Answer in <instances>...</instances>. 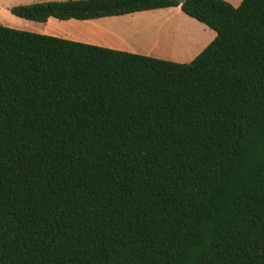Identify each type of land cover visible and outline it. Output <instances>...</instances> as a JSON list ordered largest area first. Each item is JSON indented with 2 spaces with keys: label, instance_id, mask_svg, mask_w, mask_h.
<instances>
[{
  "label": "trees",
  "instance_id": "trees-1",
  "mask_svg": "<svg viewBox=\"0 0 264 264\" xmlns=\"http://www.w3.org/2000/svg\"><path fill=\"white\" fill-rule=\"evenodd\" d=\"M189 63L0 25V264H264V0H66L17 18L178 7Z\"/></svg>",
  "mask_w": 264,
  "mask_h": 264
},
{
  "label": "rangeland",
  "instance_id": "rangeland-1",
  "mask_svg": "<svg viewBox=\"0 0 264 264\" xmlns=\"http://www.w3.org/2000/svg\"><path fill=\"white\" fill-rule=\"evenodd\" d=\"M48 1L66 0H0V25L19 31L52 36L70 40L73 42L89 44L118 51L134 53L137 52L136 50H134V46L139 50H141L140 48H145V41L139 39V37H128L126 39L120 37L123 35L122 32H125L124 29L127 26L138 24L137 20H128L126 18H123L122 16L101 18L91 21H59L50 18L45 23H38L17 18L9 12V9L14 6L43 3ZM224 1H226L233 7H237L242 0ZM177 19L179 18L177 17L175 19L173 17L172 21L176 23ZM177 25L179 27L184 26V24H182L178 20ZM184 27L188 29V32H190L195 38L201 40L200 34L197 30H194V28H190L188 26ZM205 29L207 31H212L208 27H206ZM169 31L170 32L168 38H172V30ZM183 41L186 42V39ZM180 42L181 38L176 37V39L173 41V45H176Z\"/></svg>",
  "mask_w": 264,
  "mask_h": 264
},
{
  "label": "crops",
  "instance_id": "crops-1",
  "mask_svg": "<svg viewBox=\"0 0 264 264\" xmlns=\"http://www.w3.org/2000/svg\"><path fill=\"white\" fill-rule=\"evenodd\" d=\"M122 17L128 20H137L138 24L127 26L120 37L124 39L139 37L145 41V48L139 50L134 46V50L137 52H129L132 54L175 63H189L215 38L214 31H207L205 25L183 15L179 6L137 12ZM173 17L175 19L178 17L177 20L184 26L197 30L201 40L195 38L184 26L179 27L177 20L174 23ZM169 30H172V38H168ZM176 37L181 38V42L173 45ZM184 38L186 42L183 41Z\"/></svg>",
  "mask_w": 264,
  "mask_h": 264
},
{
  "label": "water",
  "instance_id": "water-1",
  "mask_svg": "<svg viewBox=\"0 0 264 264\" xmlns=\"http://www.w3.org/2000/svg\"><path fill=\"white\" fill-rule=\"evenodd\" d=\"M168 1H175V2H177L179 5H181L182 3H184L185 0H168Z\"/></svg>",
  "mask_w": 264,
  "mask_h": 264
},
{
  "label": "bare ground",
  "instance_id": "bare-ground-1",
  "mask_svg": "<svg viewBox=\"0 0 264 264\" xmlns=\"http://www.w3.org/2000/svg\"><path fill=\"white\" fill-rule=\"evenodd\" d=\"M170 32V31H169ZM172 33V32H171ZM171 37V36H170Z\"/></svg>",
  "mask_w": 264,
  "mask_h": 264
}]
</instances>
